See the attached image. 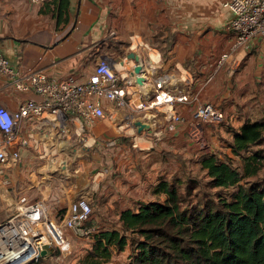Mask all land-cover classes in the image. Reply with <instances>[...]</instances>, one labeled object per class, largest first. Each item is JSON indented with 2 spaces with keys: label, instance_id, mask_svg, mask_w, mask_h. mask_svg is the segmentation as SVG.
I'll return each mask as SVG.
<instances>
[{
  "label": "crops",
  "instance_id": "crops-1",
  "mask_svg": "<svg viewBox=\"0 0 264 264\" xmlns=\"http://www.w3.org/2000/svg\"><path fill=\"white\" fill-rule=\"evenodd\" d=\"M225 1L45 0L34 4L0 0V52L14 69L44 71L53 80L83 81L106 58L130 78L128 105L104 103L112 125L102 120L86 125L66 114L59 122L48 116L25 124L32 136L31 149L40 148L48 157L59 154L64 171L68 165L75 166L70 176H37L40 185L32 183L26 196L36 199L38 190L36 200L48 204L54 218L53 205L67 209L81 196L92 206L118 215L137 210L143 202L164 198L153 187L161 178L169 180L180 165L168 152L189 160L223 146L208 126L204 146L188 137L197 105L215 104L225 116L223 126L236 129L247 121L264 120V44L257 41L232 48L234 34L227 28L232 12ZM223 52L230 53L218 65ZM131 53L138 59L128 57ZM137 64L142 70L132 75ZM137 76L143 82L138 83ZM162 77L165 90L190 95L189 102L174 105L185 119L174 131L166 128L167 104L137 106L147 105L155 82ZM25 99L38 97L12 89L0 76V105L15 109ZM137 121L147 127L139 130ZM118 126L127 130L117 133ZM111 138L117 139L115 146L107 145Z\"/></svg>",
  "mask_w": 264,
  "mask_h": 264
},
{
  "label": "built area",
  "instance_id": "built-area-1",
  "mask_svg": "<svg viewBox=\"0 0 264 264\" xmlns=\"http://www.w3.org/2000/svg\"><path fill=\"white\" fill-rule=\"evenodd\" d=\"M30 1L40 4L45 0ZM225 5L232 12L227 25L234 34L232 48L248 47L257 41L264 44V0H226ZM229 53H221L217 64H222ZM0 76L7 79L12 89L31 92L38 97L21 101L15 109L0 105V173L9 165L16 164L21 149L30 144L31 133L25 130L28 122L48 116L59 122L60 117L66 114L80 118L89 125L106 115L110 116L104 103L123 107L130 102L127 98L130 78L127 74L119 73L106 58L100 59L93 72L83 81L73 77L53 80L44 71L20 72L14 69L0 52ZM165 82V78H159L155 82L153 98L147 105L138 103L137 106L156 107L167 104L170 112L166 128L174 131L178 124L185 121L174 110V105L189 102L190 95L165 90ZM224 122L225 116L215 104H199L192 111L187 135L192 141L204 146L205 127L217 128ZM106 143L115 146L117 139H108ZM94 233L92 208L86 197L72 200L64 216L58 220L49 214L42 201L22 195L12 215L0 222V264H31L42 257L44 249L47 254L49 248L57 250L59 257L64 258L72 252L69 235L90 238Z\"/></svg>",
  "mask_w": 264,
  "mask_h": 264
},
{
  "label": "trees",
  "instance_id": "trees-1",
  "mask_svg": "<svg viewBox=\"0 0 264 264\" xmlns=\"http://www.w3.org/2000/svg\"><path fill=\"white\" fill-rule=\"evenodd\" d=\"M230 135L227 144L241 169L231 156L211 151L198 158L207 179L202 194L193 193L200 187L196 178L181 192L178 177L159 179L153 192L164 198L123 210L118 228L94 233L83 264H102L126 247L125 264H264V151L251 149L263 142L264 120L232 127ZM167 155L186 164L178 154Z\"/></svg>",
  "mask_w": 264,
  "mask_h": 264
},
{
  "label": "rangeland",
  "instance_id": "rangeland-1",
  "mask_svg": "<svg viewBox=\"0 0 264 264\" xmlns=\"http://www.w3.org/2000/svg\"><path fill=\"white\" fill-rule=\"evenodd\" d=\"M101 120V123L104 125L113 124L112 116L106 115ZM223 125L217 127V130L215 129L216 127L208 126L211 130H213V134H217L219 141H222L223 143L221 149L216 150L231 156L233 164L241 169V163L239 159L232 154L227 144V140L231 137L230 128H232V126ZM106 127L110 126H101L102 129H105ZM118 127L116 129L117 133L123 134L124 131L127 130L126 126H120L121 128ZM251 149H262L264 151V139L261 145H255ZM23 150H25V152L22 153L21 151L20 158L16 162V165H10L4 169L2 173H0V222H3L12 215L16 202L20 196L27 195L28 192H31L33 189L30 187L32 183H34V187L40 185V183H38L40 177H47V175H50V173H52V175H56L57 177H61L66 173L69 174L68 176H70V174H74V164L72 166L68 165V169L65 171L61 169L63 163L59 162V154H56L52 157L43 156V152L40 150V148L33 150L31 149L30 145L25 146ZM33 152L39 157L37 155H33ZM31 154L33 156H31ZM198 158L199 155L195 156L191 161L186 159V164L182 166L179 165V168L174 174H172L171 178L178 177L180 180L178 183L180 186V192L184 190L187 184L191 185V177L196 178L200 182V187H197L195 190H193V193L199 192L202 194L204 191H207V188L204 186V183L207 179L203 177V171L199 168ZM259 175H264V167L260 170ZM37 176L39 178H37ZM39 193L40 192L37 190L35 195L36 199L39 198ZM158 199L162 200L163 198ZM46 205L48 208V204ZM53 206L56 211L55 216L58 220H60L64 216L66 208L61 206L57 207L56 205ZM99 207L100 206L92 207V226L94 230L97 232L99 230L113 227L118 228V213L107 212ZM69 238L72 242V252L69 255L65 256L64 258L59 257L57 250L49 248L46 255L31 264H83L86 255L92 248L94 238H80L74 235H69ZM129 253L130 249L128 247L120 251L114 250L111 257L102 264H125Z\"/></svg>",
  "mask_w": 264,
  "mask_h": 264
},
{
  "label": "water",
  "instance_id": "water-1",
  "mask_svg": "<svg viewBox=\"0 0 264 264\" xmlns=\"http://www.w3.org/2000/svg\"><path fill=\"white\" fill-rule=\"evenodd\" d=\"M128 57L133 58V59H135V60L138 59L137 56H136L135 54H133V53L129 54ZM141 70H142L141 65H140V64H137L136 66H134V68H133L131 74H132V75H134V74H139V73L141 72ZM136 81H137L138 83H139V82H143V80H142V78H141L140 76H137V77H136ZM135 125H138L139 130L142 129V128H146V127H147L146 124H144V123H142V122H140V121L135 122ZM46 252H47V250L44 249V250L41 252V255H42V256L46 255Z\"/></svg>",
  "mask_w": 264,
  "mask_h": 264
}]
</instances>
